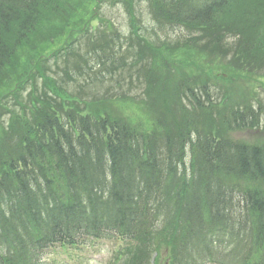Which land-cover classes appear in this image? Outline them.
I'll use <instances>...</instances> for the list:
<instances>
[{"label": "trees", "instance_id": "trees-1", "mask_svg": "<svg viewBox=\"0 0 264 264\" xmlns=\"http://www.w3.org/2000/svg\"><path fill=\"white\" fill-rule=\"evenodd\" d=\"M142 1L159 31L237 35L219 19L244 17L249 0H0V264H40L47 248L86 238L121 241L115 264H264V143L229 136L256 130L260 108L247 88L217 100L206 74L190 82L197 38L142 36ZM104 3L126 9L127 38L103 18ZM95 20L102 31L89 36ZM244 49L264 57L257 32ZM64 54L78 57L68 81L94 57L113 84L89 102L68 96L45 74Z\"/></svg>", "mask_w": 264, "mask_h": 264}, {"label": "rangeland", "instance_id": "rangeland-1", "mask_svg": "<svg viewBox=\"0 0 264 264\" xmlns=\"http://www.w3.org/2000/svg\"><path fill=\"white\" fill-rule=\"evenodd\" d=\"M260 0H249L246 3V6H241L238 8L240 12H245L244 17L239 18L238 20L227 21L226 19L221 20L220 25H229L237 32V35H234L229 27H224V31L221 29H217L214 34L222 35L223 32L228 31L230 35H233V38H227L225 44L235 47L237 45L238 40H243L244 44L240 45L238 49V57L233 56L232 53H228L224 47L218 45L217 47H213L212 44L208 43L209 38H204L197 45L200 46L196 50H194V54L196 55V59L193 60L195 65L198 66L197 69H192L188 71L189 73H193L192 76L189 77L190 82L193 79L197 78L198 75L201 76V73L206 74L209 77L210 83L218 86L211 87V93L214 98L220 100L221 97L224 96L223 100H227V98L232 100H237L240 98V95H244L242 93L244 88H250L251 97H246V100L256 99V102H262V113L263 116L261 118V126L259 130L256 131H243V132H232L229 134L230 138L234 140L244 141L248 143H257L264 142V89H260L257 87L258 82L252 84L249 79L242 78L241 74H244L250 71L248 69L249 64L254 69L253 77H261L258 81H261L264 85V57L260 59H252L248 56V51H246L245 44L249 45L250 36L254 33H258V38L261 42L264 43V12L259 9ZM138 14H140L141 19L143 20L147 30L145 32V36L150 38L151 40H155L156 38H161L163 40L165 37H170L172 41H176L177 38H182L186 35L185 31H158L154 29L153 24L150 19V12H148V6L145 4H141L136 7ZM103 18L106 20L112 21L117 29L121 32V34H127V18L120 7L109 8L103 7ZM255 16L259 20V25L256 29H253L252 26L255 24ZM244 20H247L248 23H245ZM98 21H94L93 25H98ZM239 24V27H238ZM90 46L89 44H85L80 42V47L83 52L85 51V46ZM129 62L132 58H128ZM241 65L242 71H238V73L234 74L235 77H232L229 80H220L215 79L214 76L218 75V71L222 67H231L235 68V66ZM82 69H84V65L82 64ZM59 70L53 71V77L62 76L63 66H59ZM86 70V69H85ZM56 72V75L54 74ZM95 73V71H94ZM104 84H98V78H94V75H91V84L85 89H80L79 85L82 82V79L78 81V83L69 82L68 92L77 96L81 100H90L89 95L92 93H98L104 95L105 90L109 88V74L105 71L102 72ZM115 77V76H114ZM127 79V75H125ZM85 78V77H83ZM128 80V79H127ZM256 88V94L254 90ZM128 89L127 85H123V90L126 91ZM116 92L117 90L114 89ZM140 93V87L134 81L131 87V94L134 96ZM111 94H114L111 92ZM101 95V96H102ZM241 99V98H240ZM10 101V105H11ZM8 104V106H9ZM10 107V106H9ZM2 117V116H1ZM3 118V117H2ZM113 246L108 241H88L84 246H80L78 248H60L58 245L49 249L45 254L44 264H110L111 257L114 253H112Z\"/></svg>", "mask_w": 264, "mask_h": 264}]
</instances>
